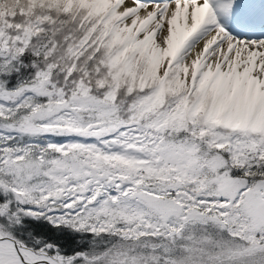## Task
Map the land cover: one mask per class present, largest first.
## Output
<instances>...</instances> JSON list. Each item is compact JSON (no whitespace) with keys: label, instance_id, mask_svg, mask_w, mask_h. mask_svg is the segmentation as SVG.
Here are the masks:
<instances>
[{"label":"snow or ice","instance_id":"6c2138e0","mask_svg":"<svg viewBox=\"0 0 264 264\" xmlns=\"http://www.w3.org/2000/svg\"><path fill=\"white\" fill-rule=\"evenodd\" d=\"M0 264H264V0H0Z\"/></svg>","mask_w":264,"mask_h":264}]
</instances>
